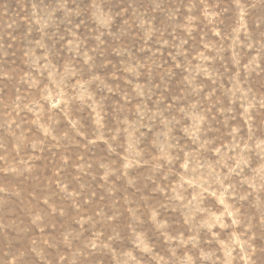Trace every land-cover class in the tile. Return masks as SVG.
<instances>
[{
  "label": "rangeland",
  "instance_id": "1",
  "mask_svg": "<svg viewBox=\"0 0 264 264\" xmlns=\"http://www.w3.org/2000/svg\"><path fill=\"white\" fill-rule=\"evenodd\" d=\"M0 264H264V0H0Z\"/></svg>",
  "mask_w": 264,
  "mask_h": 264
}]
</instances>
